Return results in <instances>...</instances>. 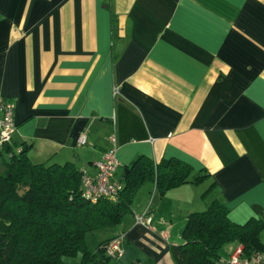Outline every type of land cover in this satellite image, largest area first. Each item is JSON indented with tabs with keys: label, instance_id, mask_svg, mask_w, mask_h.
<instances>
[{
	"label": "crops",
	"instance_id": "obj_1",
	"mask_svg": "<svg viewBox=\"0 0 264 264\" xmlns=\"http://www.w3.org/2000/svg\"><path fill=\"white\" fill-rule=\"evenodd\" d=\"M0 96L17 126L0 176L26 148L95 177L113 135L121 182L140 157L205 177L164 194L145 179L123 222L89 239L122 237L105 264H175L188 216L215 201L234 223L264 220V0H0ZM145 212L150 229L134 223Z\"/></svg>",
	"mask_w": 264,
	"mask_h": 264
},
{
	"label": "trees",
	"instance_id": "obj_2",
	"mask_svg": "<svg viewBox=\"0 0 264 264\" xmlns=\"http://www.w3.org/2000/svg\"><path fill=\"white\" fill-rule=\"evenodd\" d=\"M12 153L0 176V264H73L78 257L80 264H105L110 261L106 248L116 237L101 241L95 250L89 239L123 222L145 179H153L164 194L205 178L178 160L155 165L140 157L127 169L116 202H93L81 196L80 171L73 164H32L26 148ZM262 232L264 220L234 223L227 208L215 201L188 216L182 242L171 248V255L175 264H225L226 244L238 243L241 256L249 257L262 251Z\"/></svg>",
	"mask_w": 264,
	"mask_h": 264
},
{
	"label": "built area",
	"instance_id": "obj_3",
	"mask_svg": "<svg viewBox=\"0 0 264 264\" xmlns=\"http://www.w3.org/2000/svg\"><path fill=\"white\" fill-rule=\"evenodd\" d=\"M15 103L0 96V151L12 143L13 135L17 130L14 120ZM110 148L103 154L100 161L95 163L96 175L90 177L85 171H80L81 196L93 202L108 198L116 202L122 182L116 179L118 168L116 139L112 135L109 139ZM79 146L86 144L85 136L77 139ZM134 223L146 229L152 226V219L148 212L134 216ZM122 237H116L106 248V255L111 261H119L123 256L121 248ZM225 264H264V252L255 253L249 257H242L241 251L232 255Z\"/></svg>",
	"mask_w": 264,
	"mask_h": 264
},
{
	"label": "rangeland",
	"instance_id": "obj_4",
	"mask_svg": "<svg viewBox=\"0 0 264 264\" xmlns=\"http://www.w3.org/2000/svg\"><path fill=\"white\" fill-rule=\"evenodd\" d=\"M22 190H23V189H20V193L22 192ZM118 237H119V236H118ZM67 260L70 261V259H67ZM74 260H75V259H74ZM74 260H73V262H74ZM71 261H72V260H71Z\"/></svg>",
	"mask_w": 264,
	"mask_h": 264
}]
</instances>
